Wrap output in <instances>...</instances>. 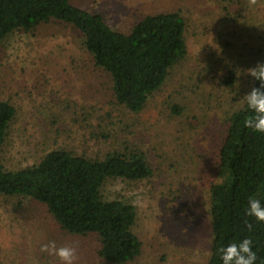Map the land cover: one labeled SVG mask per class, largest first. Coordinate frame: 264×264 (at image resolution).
Wrapping results in <instances>:
<instances>
[{"label": "rangeland", "instance_id": "1", "mask_svg": "<svg viewBox=\"0 0 264 264\" xmlns=\"http://www.w3.org/2000/svg\"><path fill=\"white\" fill-rule=\"evenodd\" d=\"M128 32L147 14L180 11L187 54L137 114L115 103L108 75L93 64L82 36L52 19L15 30L0 49V100L15 116L0 156L6 169L36 164L52 149L102 158L126 146L143 150L153 168L139 181L108 179L106 199L135 206L141 254L126 264H206L210 254V186L221 180L218 149L227 118L242 106L239 89L264 63V0H70ZM235 73L231 85L225 83ZM176 107H175V106ZM75 246V264H113L92 235L63 231L46 207L0 194V264H58L40 250Z\"/></svg>", "mask_w": 264, "mask_h": 264}, {"label": "trees", "instance_id": "2", "mask_svg": "<svg viewBox=\"0 0 264 264\" xmlns=\"http://www.w3.org/2000/svg\"><path fill=\"white\" fill-rule=\"evenodd\" d=\"M52 19L79 31L94 66L108 75L115 103L135 114L187 54L186 19L178 10L147 14L122 32L109 26L103 15L70 0H0V49L13 31H32ZM235 80V73H230L225 83ZM257 83L253 79L252 86ZM14 116L13 105L0 100V149ZM246 116L243 105L229 115L218 149L221 180L210 186L206 264H221L218 249L245 237L257 254L255 264H264V222L244 214L250 197L264 204V133L245 127ZM152 175L145 152L129 146L102 158L56 148L36 164L16 170L6 169L0 156V194L43 204L66 233L94 236L98 255L113 264L134 261L141 254L142 241L134 231L135 206L106 199L101 189L108 179L139 181Z\"/></svg>", "mask_w": 264, "mask_h": 264}, {"label": "clouds", "instance_id": "3", "mask_svg": "<svg viewBox=\"0 0 264 264\" xmlns=\"http://www.w3.org/2000/svg\"><path fill=\"white\" fill-rule=\"evenodd\" d=\"M247 74L258 83L243 93L237 89L233 95H239L243 109L247 111L245 127L258 134L264 133V63H258L255 67L249 68ZM244 214L254 217L258 222H264V204L260 199L250 197ZM40 250L57 257L58 264H75L77 260L75 246L57 247L54 241H49L41 244ZM218 255L221 264H255L257 260L252 241L247 237L221 246L218 249Z\"/></svg>", "mask_w": 264, "mask_h": 264}]
</instances>
